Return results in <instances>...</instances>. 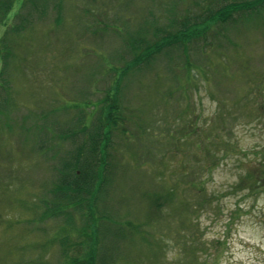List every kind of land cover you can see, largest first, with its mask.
<instances>
[{
  "label": "rangeland",
  "instance_id": "1",
  "mask_svg": "<svg viewBox=\"0 0 264 264\" xmlns=\"http://www.w3.org/2000/svg\"><path fill=\"white\" fill-rule=\"evenodd\" d=\"M204 8L202 0L0 8V99L9 101L0 115V264H61L58 243L43 245L64 220H38L72 151L52 134L84 113L87 124L103 120L123 72L125 119L111 132L108 181L95 201L105 220L140 231L136 244H115L117 263L264 264V10L247 22L235 14L238 29L213 26L183 49L154 50ZM136 41L153 49L139 61ZM45 142L55 150L41 151Z\"/></svg>",
  "mask_w": 264,
  "mask_h": 264
},
{
  "label": "trees",
  "instance_id": "2",
  "mask_svg": "<svg viewBox=\"0 0 264 264\" xmlns=\"http://www.w3.org/2000/svg\"><path fill=\"white\" fill-rule=\"evenodd\" d=\"M13 1H2L0 8L5 7L6 10H9ZM202 3L205 4V8L200 11V15H198L200 18L194 22V19L189 20V16L180 19L177 24L181 26L180 29L173 31V33L166 32L165 35L158 38L162 41L157 40L154 44L157 47L154 49L156 50L155 53H163L162 49L169 46L183 49L188 44L205 38L206 32L213 26L217 32L220 31L217 28L220 25H231L230 27H237L238 29L239 20L234 18L235 14H242L241 16L245 19L241 21L247 22L264 10V0H202ZM164 37L166 38L163 39ZM141 42L130 43V48L137 61L144 52L153 51L152 46L143 47ZM128 66L135 68L138 67V64L132 67L130 63ZM124 73L119 74L120 77L116 78V87L111 93L108 92L104 98L103 120L95 122L96 124H93L91 120L87 124V113H84V122L81 120L79 123H73L68 130L61 134L57 132L52 134L55 140L70 142L72 151L70 154L67 153V158L61 162V167L57 169V180L50 189V193L54 197L42 201L43 210L38 220H64L53 236H47L48 240L46 239L47 241L43 245L50 249L52 245L58 243L62 258L61 264H118L117 252L114 251L117 249L115 244L119 240H124L133 245L141 240L139 238L140 231L133 227L132 221L118 223L105 220L106 217L98 213L95 202L108 181V148L111 132L113 128H118V125L123 124L125 119L118 105L119 78H123ZM4 89L8 90V88ZM8 102L7 99H0V115L4 113V103L8 106ZM47 131L52 132L53 130ZM40 133L42 134L41 130ZM53 145H48L45 142V145L40 147L41 151L55 150ZM54 153L56 155L57 152ZM103 220L108 226L101 229L100 224ZM107 221H111L114 225ZM103 238H111V244L103 243V247H101ZM38 262L39 264L43 263L41 259ZM127 264L136 263L127 261Z\"/></svg>",
  "mask_w": 264,
  "mask_h": 264
}]
</instances>
